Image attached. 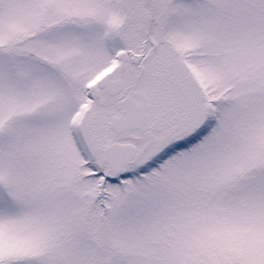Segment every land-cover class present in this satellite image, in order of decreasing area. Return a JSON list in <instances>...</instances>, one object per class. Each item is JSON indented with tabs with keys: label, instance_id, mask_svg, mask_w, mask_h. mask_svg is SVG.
Returning a JSON list of instances; mask_svg holds the SVG:
<instances>
[{
	"label": "snow or ice",
	"instance_id": "obj_1",
	"mask_svg": "<svg viewBox=\"0 0 264 264\" xmlns=\"http://www.w3.org/2000/svg\"><path fill=\"white\" fill-rule=\"evenodd\" d=\"M0 264H264V0H0Z\"/></svg>",
	"mask_w": 264,
	"mask_h": 264
}]
</instances>
